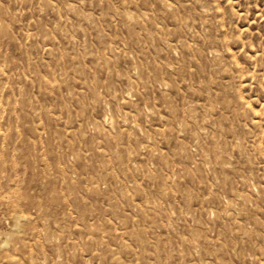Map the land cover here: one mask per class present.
<instances>
[{
	"label": "rangeland",
	"instance_id": "1",
	"mask_svg": "<svg viewBox=\"0 0 264 264\" xmlns=\"http://www.w3.org/2000/svg\"><path fill=\"white\" fill-rule=\"evenodd\" d=\"M0 264H264V0H0Z\"/></svg>",
	"mask_w": 264,
	"mask_h": 264
}]
</instances>
